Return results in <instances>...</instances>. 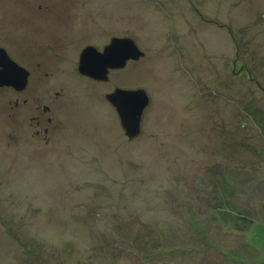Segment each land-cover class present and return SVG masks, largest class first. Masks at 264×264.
Masks as SVG:
<instances>
[{"label": "rangeland", "instance_id": "rangeland-1", "mask_svg": "<svg viewBox=\"0 0 264 264\" xmlns=\"http://www.w3.org/2000/svg\"><path fill=\"white\" fill-rule=\"evenodd\" d=\"M39 8L73 47L0 91V264H264V0H0V37L46 29ZM112 37L144 55L105 82L77 73L80 49ZM115 88L149 95L134 140ZM44 105L50 133L32 138ZM232 166L252 171L233 178L255 218L243 234L209 210Z\"/></svg>", "mask_w": 264, "mask_h": 264}, {"label": "water", "instance_id": "water-1", "mask_svg": "<svg viewBox=\"0 0 264 264\" xmlns=\"http://www.w3.org/2000/svg\"><path fill=\"white\" fill-rule=\"evenodd\" d=\"M144 55L133 38H112L103 52L93 47H86L80 54L78 72L95 81H107L109 69L123 68L127 62L137 61ZM27 72L15 65L0 49V88L13 87L20 91L27 83ZM106 100L115 108L121 129L129 140H134L141 133V121L144 110L149 106L150 98L143 89H120L105 95Z\"/></svg>", "mask_w": 264, "mask_h": 264}, {"label": "flooded vegetation", "instance_id": "flooded-vegetation-1", "mask_svg": "<svg viewBox=\"0 0 264 264\" xmlns=\"http://www.w3.org/2000/svg\"><path fill=\"white\" fill-rule=\"evenodd\" d=\"M50 7H47V8L50 9ZM39 10L35 9V11H34L32 9L31 11L36 12L34 14L37 15L36 17L38 19L41 16H44V18L46 20L52 19L50 24L47 23L46 29L41 28V26H40L39 28L36 27V28H32L29 30L28 27H26L20 23V25L17 28H15V30H13V29L10 30L11 32H15V35H12L11 32L8 31V34L10 33V35H9L10 39H11L10 43L12 45L9 44L8 42H6L5 38L3 39L2 37H0V49H3L6 52V55L9 56L10 60L15 65L22 67L27 72V77H28L27 83H26L24 89L18 91L15 88L9 86V87L0 88V91L3 88H6V89L10 88L13 90V92L16 95H20L29 89L27 86H29L30 79L33 76H40V78H41L42 76H48L50 74L51 70L44 71V70H46L44 68L47 67L45 62L50 63V60L54 61V60H64V59L70 58L71 48L73 46L68 45V39L65 36L66 35L65 30L62 29V26L66 25V22L60 21L59 18H53L54 16H52L51 12L50 13L41 12L42 9H40V8H39ZM4 16L5 15H3L1 19H4L5 18ZM45 35L48 36L47 39H45ZM60 35H64V38L61 39V41L58 40V38L53 37V36L59 37ZM25 38H27L28 40H29V38H32V40H34V38H35V42L32 41V43H36L35 47L33 45L29 46V48L24 47L23 45L19 46V44L24 43ZM112 38H119V37H112ZM54 40H56L57 42L56 41L54 42ZM45 41H47V42H45ZM13 44H14V46H13ZM108 44H106L104 47H102V49L95 48L93 46H90V47H93L96 51L102 53L103 49L105 47H107ZM15 45H18V48L15 47ZM86 47H89V45ZM86 47L81 48L79 52L82 53V51L84 49H86ZM79 58H80V54H79ZM79 58H78V62H79ZM31 60H33V61H31ZM32 63H34L35 66ZM78 66H79V63H78ZM78 66L76 69L77 73H79L78 72ZM74 68H75V64H74ZM74 68H68L67 71H71ZM33 69H35L37 72H33ZM109 71H116V70L109 69ZM109 71H108V73H109ZM132 89H135V88H132ZM132 89H128V90H132ZM136 89H141V88H136ZM113 91H111V92H113ZM110 93H108V94H110ZM27 101H28L27 99H25V98L23 99V103H26ZM18 105H19V102L16 101L15 106H18ZM52 109L46 105H44L43 108L40 109L41 112H39L40 110L37 109L38 110V111H36L37 115L33 116V120L35 122L33 123V126H31V128H32L31 133L32 132L34 133L32 138H34L36 136L46 135V134L50 133L48 126H50L53 123V120H52L51 116L49 115V114H51ZM53 110L55 111V109H53ZM40 119H42V120H40ZM44 119L46 122L44 121ZM44 122L48 126H46V125L44 126ZM47 140H48V138L46 137V141Z\"/></svg>", "mask_w": 264, "mask_h": 264}, {"label": "trees", "instance_id": "trees-1", "mask_svg": "<svg viewBox=\"0 0 264 264\" xmlns=\"http://www.w3.org/2000/svg\"><path fill=\"white\" fill-rule=\"evenodd\" d=\"M225 168H228V165L225 166ZM254 168L256 170L260 169L257 168V166L255 167L252 165L251 169L253 171H255ZM228 169H224V167H222L219 170V177L217 178L216 174L212 177L216 197L211 200V203L213 204L211 205V207H209V210L213 218L221 220L224 227L229 226L231 227L232 231L238 234H243L250 228L255 218L251 216V213H249V209L242 207V204L239 202V198L242 195H237L238 192L235 191L236 185H234L235 181L233 180V178H237L240 174L243 173V170L245 171L249 168L245 169L243 166H241V168L235 167V170L232 166L230 171ZM248 177L250 179L253 178L252 174L250 173H248Z\"/></svg>", "mask_w": 264, "mask_h": 264}]
</instances>
